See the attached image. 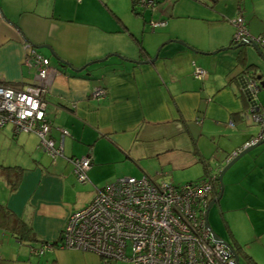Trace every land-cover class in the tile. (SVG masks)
<instances>
[{
	"label": "crops",
	"instance_id": "crops-1",
	"mask_svg": "<svg viewBox=\"0 0 264 264\" xmlns=\"http://www.w3.org/2000/svg\"><path fill=\"white\" fill-rule=\"evenodd\" d=\"M127 1L130 7L87 0L86 14L84 0H0L10 22L0 21V83L32 85L35 69L25 63V45H48L67 62L37 49L57 71L44 96L50 137L59 144L60 130L68 133L62 155L52 158L35 133L0 127L14 142L8 155L0 151V168L19 172L14 178L0 171V206L6 210L1 264H102L90 252L33 254L30 248L56 242L68 215L119 177L143 174L174 185L202 179L204 164L216 173L264 131V90L259 99L256 94L263 117L258 124L238 85L248 67L261 74L258 84L264 81V66L251 45L231 48L237 16L250 37H264V20L255 11L247 13L239 0H160L153 8L135 6V14ZM159 21L165 25L152 26ZM111 53L139 61L157 56L142 64L111 56L84 67ZM195 69L206 76L196 77ZM99 87L106 94L96 98L91 91ZM85 156L91 165L82 183L69 158ZM222 182L215 215H222L228 239L222 227L218 236L264 264V143L234 162ZM19 223L30 232L17 233Z\"/></svg>",
	"mask_w": 264,
	"mask_h": 264
},
{
	"label": "built area",
	"instance_id": "built-area-1",
	"mask_svg": "<svg viewBox=\"0 0 264 264\" xmlns=\"http://www.w3.org/2000/svg\"><path fill=\"white\" fill-rule=\"evenodd\" d=\"M156 4V0H135L137 8H153ZM233 24L235 43L247 39L264 43V37L248 35L241 16H237ZM163 25L164 21L152 23L153 27ZM26 48L25 63L35 69L34 82L25 88L0 84V127L11 123L17 132L37 134L39 146L54 158L62 155L63 138L68 134L66 130H60V143L55 144L50 137L51 123L46 116L44 96L57 71L47 57L29 44ZM195 76L203 78L206 73L195 69ZM239 80L247 97L251 119L261 124L263 117L256 99L257 83L247 74H242ZM91 94L101 98L106 91L96 88ZM260 139L258 136L244 147ZM69 162L77 181L86 182L90 158H69ZM215 180L216 176L212 174L180 185L147 175L116 179L98 189L86 206L68 215L56 242L36 244L30 248L31 253L40 254L54 248L78 250L97 255L104 264L109 261L236 264L230 252L213 241L206 225L205 213Z\"/></svg>",
	"mask_w": 264,
	"mask_h": 264
},
{
	"label": "water",
	"instance_id": "water-1",
	"mask_svg": "<svg viewBox=\"0 0 264 264\" xmlns=\"http://www.w3.org/2000/svg\"><path fill=\"white\" fill-rule=\"evenodd\" d=\"M0 12H1V14H2V17H3V20H5L6 22H8L9 24H10V22L6 19V17L3 15V12L0 10ZM24 40L26 41V42H29L26 38H24ZM180 42V41H179ZM180 43H182V42H180ZM249 44V45H251V47L255 50V52L257 53V55L259 56V58H260V62L262 63V65L264 66V52L262 51V49H261V47L259 46V44L257 43V41H252L251 39H247L246 41H241V42H239V43H237V44H235L234 46H232L231 48H238V47H240V46H242V45H244V44ZM30 46H32V47H34V48H36V49H41V48H46V49H48L50 52H51V54H52V56L56 59V60H58V61H60V64H66L67 62H65L64 60H61L55 53H53L52 52V50H51V48L48 46V45H35V44H32V43H28ZM111 56H113V57H118V58H120V59H123V60H125V61H128V62H131V63H150V62H153L155 59H156V56H157V53L155 54V56L152 58V59H150V60H146V61H139V60H136V59H125V58H122V56L120 55V54H118V53H111V54H108V55H106L104 58H102V59H99V60H94V61H90V62H88L86 65H84V67H86V66H88V65H90V64H93L94 62H103V61H105L108 57H111ZM84 67H82V68H80V69H77L76 71H80L81 69H83ZM260 72H262L263 73V71H262V69L260 70ZM260 77H261V74L260 75H258V76H256V79L258 80V79H260ZM263 77V76H262ZM259 89L262 87V85H261V81H259ZM263 132H261L260 134H262ZM262 143H264V133L262 134V137H261V139L258 141V142H256V143H254V144H252V145H250V146H248V147H246V148H244L243 150H241V151H239L231 160H229L224 166H223V168L219 171V173H218V176H217V181H218V183H219V193H218V195H217V197L215 198V199H213V200H211L210 202H209V204H208V206H207V210H206V213H205V219H206V225H207V227H208V229H209V231H210V233H211V236H212V238H213V241L214 242H216V243H219V244H221V245H223L229 252H230V254L234 257V259H235V263L236 264H239V255L237 254V252L232 248V246L229 244V243H227V242H225L224 240H222L212 229H211V227H210V225H209V223H208V212H209V210H210V208L212 207V205L215 203V202H217V201H219V199H220V197H221V194H222V191H223V182H222V176H223V174L227 171V169L229 168V167H231L232 166V164L234 163V162H236L240 157H242L243 155H245L246 153H248L249 151H251L252 149H254L255 147H257L258 145H260V144H262Z\"/></svg>",
	"mask_w": 264,
	"mask_h": 264
},
{
	"label": "rangeland",
	"instance_id": "rangeland-1",
	"mask_svg": "<svg viewBox=\"0 0 264 264\" xmlns=\"http://www.w3.org/2000/svg\"><path fill=\"white\" fill-rule=\"evenodd\" d=\"M110 1H113V0H110ZM114 1L115 2L117 1L120 6L125 7L126 4H127V6L130 7V1L128 3V1L126 2V0H124L125 4L123 3V0H114ZM86 2H87V0H84L85 5L87 6L86 9H84V10H86L84 13L87 14L88 13L89 6L86 4ZM239 2L241 4H242V2L244 3V8H245V10H246L247 13H250V15H252L253 11H255L257 13V15H258V18L264 20V0H239ZM81 7H83V5ZM120 10H121V8H120ZM98 13H101V12H98ZM261 49H262V51L264 50L263 47H261ZM43 50L46 51V53H49L47 49H43ZM251 53L253 54V51ZM51 58H53V57L51 56ZM262 70L264 71V67H262ZM261 85L263 87L260 88V91H261V89L263 91L264 90V81L263 80L261 81ZM260 91H257V98L258 99H259V92ZM6 127L12 128L13 126H12L11 123H8ZM1 131H4V129H0V151L1 150H4L5 151L4 155H8V153H10L9 150H8V148H11L14 145V142L11 139H6V136L5 135L2 136ZM1 147H3V148H1ZM142 175H135V176L136 177H140ZM123 177H127V176H123ZM119 178H122V177H119ZM198 180H200V179H198ZM217 203H218V201L215 202L212 205V207L210 208V210L208 212V221H209V225L211 226L212 230L218 235L219 232H222L220 230L221 227L223 229H225V223H224V219H222L223 217H222L221 214L220 215L218 214L217 216L215 215L216 214V211H217ZM240 216L243 219V223L244 224H247L246 225V228L248 229L249 228L248 227V224L249 223H247V214L245 212H241ZM225 230H226L227 239H228L227 229H225ZM102 264H104V261L102 262ZM106 264H131V263H129V262H123V261H117V262L109 261Z\"/></svg>",
	"mask_w": 264,
	"mask_h": 264
},
{
	"label": "trees",
	"instance_id": "trees-1",
	"mask_svg": "<svg viewBox=\"0 0 264 264\" xmlns=\"http://www.w3.org/2000/svg\"><path fill=\"white\" fill-rule=\"evenodd\" d=\"M133 1V3H132V6H133V12L135 13V14H138L137 13V11L135 10V0H132ZM157 1V3L160 1V0H156ZM236 30V29H235ZM232 42H233V39H232ZM249 68H251V67H248V68H245V74H247L248 76H250V77H256V72H255V70H253V71H251V70H249ZM253 69V68H252ZM238 85H239V88L241 89V83H240V80L238 79ZM99 88H103V87H99ZM104 89V88H103ZM106 91V90H105ZM241 94L244 96L245 95V93L242 91V89H241ZM245 97V96H244ZM246 98V97H245ZM0 171L1 172H4V173H6L7 174V177H9L10 176V174H11V176L12 177H14V178H17L18 177V175H19V172H18V170H15V168L14 167H1L0 168ZM208 174H209V172H208V167H207V165L206 164H204V174H203V178L205 177V176H208ZM218 193H219V183H218V181L217 180H215V182H214V185H213V193H212V196L210 197V200H212L213 199V197H215L216 195H218ZM6 215V210L2 207V206H0V220L4 217ZM18 229L19 230H22V231H18L17 229H15V231L17 232V233H22L23 235L22 236H24L26 233H28V232H30V228L29 227H27L24 223H19L18 224ZM31 238V237H30ZM42 243H44V242H42ZM37 244H39V243H37ZM236 251V250H235ZM236 252H238V251H236ZM238 255H239V264H258L255 260H253V258L250 256V255H248V254H245V253H237Z\"/></svg>",
	"mask_w": 264,
	"mask_h": 264
},
{
	"label": "bare ground",
	"instance_id": "bare-ground-1",
	"mask_svg": "<svg viewBox=\"0 0 264 264\" xmlns=\"http://www.w3.org/2000/svg\"><path fill=\"white\" fill-rule=\"evenodd\" d=\"M143 9H144V8H143ZM2 20H3V17H2V14H1L0 21H2ZM255 38H258V37H255ZM233 43H234V44H237V43L234 42V40H233ZM238 43H239V42H238ZM257 43L259 44V43H261V42H260V41H257ZM262 44H264V43H262ZM25 47H26V45H25ZM31 47H32V46H31ZM33 48H34V47H33ZM34 49H36V48H34ZM36 50H37V49H36ZM37 51H38V50H37ZM47 58H48V57H47ZM48 59H49V58H48ZM53 78H54V76H52V79H53ZM252 78L256 81L257 86H258L259 84H258V82H257L258 80L256 79V77H252ZM52 79H51V82H50V84H49V86H48V89H47L48 91H49V88H50V86H51ZM33 82H34V81H33ZM0 84H4V83H0ZM241 85H242V84H241ZM95 89H96V88H95ZM95 89H93V90L91 91V93H93ZM259 90H260V89H259V86H258V91H259ZM25 132H26V131H25ZM32 133H33V132H32ZM263 133H264V131H263ZM263 133H262V134H263ZM262 134H260L259 136L262 137ZM36 135H37V134H36ZM38 138H39V137H38ZM252 140H253V139H252ZM248 142H249V141H248ZM257 142H258V141H257ZM246 143H247V142H246ZM55 144H56V143H55ZM251 145H252V144H251ZM249 146H250V145H249ZM247 147H248V146H247ZM244 148H246V147H244V145H243V147H242L241 149H239L237 152H235L234 155L232 154L230 158H229V157L226 158V163H227L229 160H231V159H232V158H233V157H234L239 151L243 150ZM44 152H45V151H44ZM45 153H46V152H45ZM56 157H57V156H56ZM220 170H221V168H220L216 173H209V174L215 175V176H216V180H217V176H218V173H219ZM209 174H208V175H209ZM147 176H148V175H147ZM134 177H135V176H134ZM149 177H150V176H149ZM205 177H206V176H205ZM205 177H204V178H205ZM202 179H203V178H202ZM200 180H201V179H200ZM195 181H196V180H195ZM188 182H189V181H188ZM185 183H186V182H185ZM172 184H173V183H172ZM182 184H183V183H182ZM106 185H107V184H106ZM179 185H180V184H179ZM104 186H105V185H104ZM104 186H103V187H104ZM211 196H212V195H211ZM216 197H217V195H216L213 199H215ZM213 199H212V200H213ZM210 201H211V200L209 199V202H210ZM209 202H208V204H209ZM207 206H208V205H207ZM206 210H207V209H206ZM205 220H206V219H205ZM58 238H59V237H58ZM57 240H58V239H57Z\"/></svg>",
	"mask_w": 264,
	"mask_h": 264
}]
</instances>
